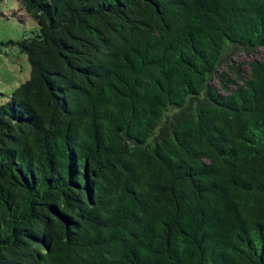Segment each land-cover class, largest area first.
Listing matches in <instances>:
<instances>
[{
	"label": "trees",
	"instance_id": "trees-1",
	"mask_svg": "<svg viewBox=\"0 0 264 264\" xmlns=\"http://www.w3.org/2000/svg\"><path fill=\"white\" fill-rule=\"evenodd\" d=\"M0 103V264H264V0H18ZM179 108L166 134V111Z\"/></svg>",
	"mask_w": 264,
	"mask_h": 264
},
{
	"label": "rangeland",
	"instance_id": "rangeland-1",
	"mask_svg": "<svg viewBox=\"0 0 264 264\" xmlns=\"http://www.w3.org/2000/svg\"><path fill=\"white\" fill-rule=\"evenodd\" d=\"M38 25L34 18L20 8L18 0H0V103L10 98L13 90L30 76V65L27 56L22 53L17 42L37 31ZM253 60L264 62V46L252 50L236 45H228L224 50L223 59L211 75L209 84L220 93L226 94L223 84L233 89L240 84L227 82L222 74H227L230 80L235 78L231 67L240 65L241 74L247 77L249 63ZM179 108H169L156 134H166Z\"/></svg>",
	"mask_w": 264,
	"mask_h": 264
}]
</instances>
